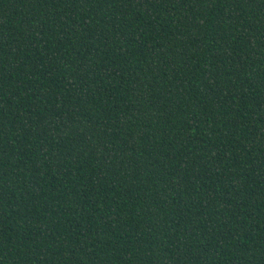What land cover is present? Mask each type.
<instances>
[{
    "label": "trees",
    "instance_id": "obj_1",
    "mask_svg": "<svg viewBox=\"0 0 264 264\" xmlns=\"http://www.w3.org/2000/svg\"><path fill=\"white\" fill-rule=\"evenodd\" d=\"M0 264H264V0H0Z\"/></svg>",
    "mask_w": 264,
    "mask_h": 264
}]
</instances>
